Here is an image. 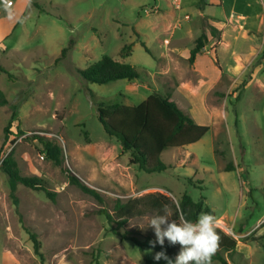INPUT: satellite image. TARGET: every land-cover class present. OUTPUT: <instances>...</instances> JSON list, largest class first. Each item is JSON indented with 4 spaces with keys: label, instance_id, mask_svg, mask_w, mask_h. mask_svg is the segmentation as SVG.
Wrapping results in <instances>:
<instances>
[{
    "label": "rangeland",
    "instance_id": "1",
    "mask_svg": "<svg viewBox=\"0 0 264 264\" xmlns=\"http://www.w3.org/2000/svg\"><path fill=\"white\" fill-rule=\"evenodd\" d=\"M20 8L0 6V64L8 72L0 71L8 100L0 106V166L11 156L54 198L14 186L0 167V264H146L156 251L109 232L98 210L153 192L176 202L185 192L195 201L205 197L215 226L238 240L229 264H264V1L29 0L18 16ZM209 14L220 27L215 36ZM204 33L201 52L216 55L223 72L211 89L183 58ZM104 55L135 65L140 78L84 80L78 68ZM154 92L170 94L210 130L164 150L169 168L147 173L106 133L98 104L136 105ZM36 135L62 146L63 165L46 156ZM65 168L103 201L70 183ZM152 217L132 219L127 228L145 231Z\"/></svg>",
    "mask_w": 264,
    "mask_h": 264
},
{
    "label": "trees",
    "instance_id": "2",
    "mask_svg": "<svg viewBox=\"0 0 264 264\" xmlns=\"http://www.w3.org/2000/svg\"><path fill=\"white\" fill-rule=\"evenodd\" d=\"M205 0H201L203 3ZM213 36L218 30L211 27ZM208 36L204 33L195 42L191 49L189 61L193 63L199 53L205 47ZM142 44L145 45L144 42ZM147 47V46H146ZM148 50V48H146ZM64 53V51H63ZM130 55V54H129ZM0 71L8 73L6 68L0 64ZM80 76L89 82L106 84L117 80H138L140 73L135 65L118 61L111 56L104 55L96 62L86 68H78ZM8 103L4 92L0 89V106ZM98 118L106 133L115 137L121 144L122 153H129L131 164L138 165L147 173L163 172L169 166L162 160V153L168 148H178L191 145L199 141L209 130V125L197 123L193 117L182 109L177 102L171 99L170 94L163 95L158 92L150 94L146 99L136 105L100 102L98 104ZM10 122L7 131H10ZM43 144V152L57 165H63L64 150L61 145L55 143L48 137L36 135ZM14 182V186L22 183L33 189L44 190L48 196L54 198V194L48 188L47 183L38 177L23 176L20 173L15 160L8 156L0 166ZM70 183L79 187L84 193L89 194L99 201H103L101 193L85 184L82 179L71 169L65 168ZM206 198L202 197L195 201L192 196L185 192L179 202L171 196L153 192L141 196L130 197L127 200L116 199L112 210L100 208L98 213L104 215L108 223V231L120 237L121 240L133 241L140 249L150 247L156 252L165 251L166 254L175 259L180 246H170L167 241L163 248L156 244L153 248L149 241H155L154 230L150 227L145 231L127 228L129 222L135 218L145 216H156L162 214V205H169L172 210V219L181 216L193 222L201 213H211L215 217L214 210L206 204ZM177 205L179 208H177ZM34 244L37 255L42 257L41 242L37 234L27 228ZM220 237L219 246L211 257V264L220 262L229 264L228 257L237 254L238 240L215 226ZM146 264H154L152 259ZM159 264H166L161 260Z\"/></svg>",
    "mask_w": 264,
    "mask_h": 264
},
{
    "label": "clouds",
    "instance_id": "3",
    "mask_svg": "<svg viewBox=\"0 0 264 264\" xmlns=\"http://www.w3.org/2000/svg\"><path fill=\"white\" fill-rule=\"evenodd\" d=\"M177 208L179 206L177 205ZM162 214L153 216L149 225L155 234V241H149L155 248L159 244L162 248L165 241L170 246L179 245L180 250L175 259L169 257L165 251H158L153 256L154 264L161 260L166 264H211V257L217 251L220 237L215 230V217L211 213H201L195 222L181 216L172 219L169 205H162Z\"/></svg>",
    "mask_w": 264,
    "mask_h": 264
},
{
    "label": "crops",
    "instance_id": "4",
    "mask_svg": "<svg viewBox=\"0 0 264 264\" xmlns=\"http://www.w3.org/2000/svg\"><path fill=\"white\" fill-rule=\"evenodd\" d=\"M29 0H15V6H17L18 4H21V8H20V13L18 16H21V12L22 10L26 7V5L28 4ZM223 0H216V2L221 5ZM206 2V0H205ZM209 6V5H208ZM212 6V5H210ZM4 8V7H3ZM13 8V7H12ZM8 13L10 12V8L7 9ZM206 13V10H205ZM210 15V14H209ZM211 16V26L220 29L218 22L216 21V19H214L213 15ZM193 48V46L191 45L190 47H188L187 49H185V51L183 52V58L184 59H189L190 57V52L191 49ZM206 49V48H205ZM171 54V52H170ZM237 56V54L235 55V57ZM237 58V57H236ZM239 58V57H238ZM238 60V64H237V68L238 66L241 65V61L240 59ZM194 69H196V71L200 74V76L204 79L207 80L205 81V86L208 89H211L214 85L218 84L219 79L222 75V67H220V62L218 60V57L215 55L213 56L211 53H207V51H203L201 53H199L193 63Z\"/></svg>",
    "mask_w": 264,
    "mask_h": 264
},
{
    "label": "built area",
    "instance_id": "5",
    "mask_svg": "<svg viewBox=\"0 0 264 264\" xmlns=\"http://www.w3.org/2000/svg\"><path fill=\"white\" fill-rule=\"evenodd\" d=\"M180 0H176V2L179 4ZM264 1V0H262ZM15 5V0H0V6L5 8H11Z\"/></svg>",
    "mask_w": 264,
    "mask_h": 264
}]
</instances>
